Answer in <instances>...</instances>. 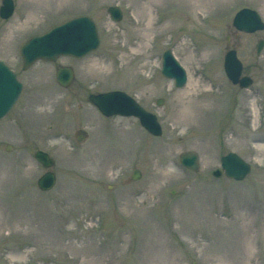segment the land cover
Here are the masks:
<instances>
[{
  "label": "rangeland",
  "instance_id": "obj_1",
  "mask_svg": "<svg viewBox=\"0 0 264 264\" xmlns=\"http://www.w3.org/2000/svg\"><path fill=\"white\" fill-rule=\"evenodd\" d=\"M13 2V16L0 19V59L23 89L0 122V264H264V47L255 52L264 31L231 27L242 7L264 21V0ZM114 5L119 23L106 12ZM80 15L97 26V50L21 70L26 40ZM168 49L186 71L183 88L161 75ZM228 49L251 88L226 79ZM60 66L75 73L67 90L55 82ZM111 90L155 114L162 135H149L135 118H104L87 102ZM37 150L54 161L56 184L47 192L36 185L47 171L33 158ZM187 151L199 154L197 173L178 162ZM229 152L251 165L242 182L211 176Z\"/></svg>",
  "mask_w": 264,
  "mask_h": 264
},
{
  "label": "water",
  "instance_id": "obj_2",
  "mask_svg": "<svg viewBox=\"0 0 264 264\" xmlns=\"http://www.w3.org/2000/svg\"><path fill=\"white\" fill-rule=\"evenodd\" d=\"M0 8V16L7 18L13 11L11 0H3ZM108 13L115 21L121 18V13L117 8H109ZM233 25L246 33H253L263 29V24L259 16L249 10L240 11L234 18ZM96 32L93 22L89 18H76L65 22L61 26L52 29L45 35L33 38L24 45L21 50L23 58V69L28 68L36 60L54 61L59 55L82 56L92 51L97 46ZM262 42L257 45V53L261 51ZM224 70L232 84H237L240 88L249 87L252 83L248 77L240 78L241 64L236 58L235 51H229L224 57ZM162 74L169 79L175 80L176 87L185 84L186 77L183 69L174 60L169 51L163 55ZM57 82L66 87L72 80L71 70L68 68L59 69L56 76ZM21 85L15 79L14 74L0 62V118L14 104L20 92ZM90 101L95 104L103 114L111 116L119 114L122 116H135L139 118L141 125L150 133L160 135V129L153 115L146 113L127 95L120 92H112L90 96ZM161 101L158 102V105ZM35 158L43 167L48 168L52 161L43 152H36ZM179 161L186 169L196 172L199 168L198 155L194 152L182 153ZM220 169L213 171L216 178L223 174L234 180H243L250 172V167L235 154H228L220 159ZM140 176L135 171L132 179L136 180ZM54 176L51 173L41 177L37 184L41 190H49L54 184Z\"/></svg>",
  "mask_w": 264,
  "mask_h": 264
},
{
  "label": "bare ground",
  "instance_id": "obj_3",
  "mask_svg": "<svg viewBox=\"0 0 264 264\" xmlns=\"http://www.w3.org/2000/svg\"><path fill=\"white\" fill-rule=\"evenodd\" d=\"M201 1H204V0H201ZM148 8H149V7H148ZM29 9L31 10L32 13H34V12H36L39 8H38V7L36 8L35 5H31ZM200 99H204V96L201 95V96H200ZM219 248L222 249V246H220ZM141 250H142V252H143V254H144V252H145V250H146V247L143 246V247L141 248ZM148 259H150L149 255L146 256V260H148Z\"/></svg>",
  "mask_w": 264,
  "mask_h": 264
}]
</instances>
